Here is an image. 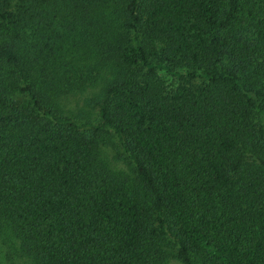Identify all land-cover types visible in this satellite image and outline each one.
Instances as JSON below:
<instances>
[{
	"label": "trees",
	"instance_id": "trees-1",
	"mask_svg": "<svg viewBox=\"0 0 264 264\" xmlns=\"http://www.w3.org/2000/svg\"><path fill=\"white\" fill-rule=\"evenodd\" d=\"M0 248L264 264V0H0Z\"/></svg>",
	"mask_w": 264,
	"mask_h": 264
},
{
	"label": "rangeland",
	"instance_id": "rangeland-1",
	"mask_svg": "<svg viewBox=\"0 0 264 264\" xmlns=\"http://www.w3.org/2000/svg\"><path fill=\"white\" fill-rule=\"evenodd\" d=\"M159 77L165 82L166 85L170 87H175L178 83L177 81H174L172 77H169L163 73L159 74ZM90 93H86L82 96L77 97H71L67 99L64 106V114L69 116H75L77 117L79 112H84L87 110L86 104L84 103V98H88L87 96H91ZM83 118V114L79 115ZM108 153V160L109 162L114 166L124 167L123 161L117 157L116 151L113 149V147H109L107 149ZM0 264H7L5 258H4V248H0ZM167 264H180L179 262L170 259Z\"/></svg>",
	"mask_w": 264,
	"mask_h": 264
}]
</instances>
